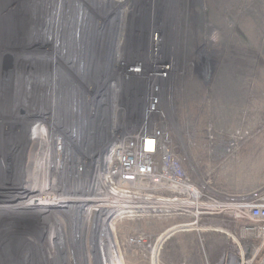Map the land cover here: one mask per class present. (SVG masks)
<instances>
[{
	"label": "rangeland",
	"instance_id": "obj_1",
	"mask_svg": "<svg viewBox=\"0 0 264 264\" xmlns=\"http://www.w3.org/2000/svg\"><path fill=\"white\" fill-rule=\"evenodd\" d=\"M137 6L148 37L161 42L171 28L177 64L166 83L140 82L139 97L117 70L125 52L100 46L132 28ZM34 11L42 21L32 29ZM70 24L82 45L93 34L90 52L84 45L81 55L65 56L73 48L65 41ZM0 27V105L11 102L6 111L17 112L21 129L0 178L1 264H112L111 253L118 264H237L243 248L260 243L249 220L228 213L173 236L162 233L187 218L144 215L99 231L62 201L80 196L77 156L101 153L112 136L120 142L139 134L152 112L151 124L165 132V147L193 184L224 204L264 202V0H0ZM50 51L63 59L44 67ZM163 53L150 61L168 63ZM56 139L62 149L55 155ZM49 193L61 201L30 199Z\"/></svg>",
	"mask_w": 264,
	"mask_h": 264
},
{
	"label": "built area",
	"instance_id": "obj_2",
	"mask_svg": "<svg viewBox=\"0 0 264 264\" xmlns=\"http://www.w3.org/2000/svg\"><path fill=\"white\" fill-rule=\"evenodd\" d=\"M155 133L156 135H163V141L158 144V140L156 142L155 138H152L154 140L153 150L148 151L145 148V144L141 142V139H143L141 132V136L136 140L128 138L125 141L113 142L105 146L103 151L96 156L97 160L92 159L87 163L88 165H85L87 167L86 187H92L94 192L98 190L103 193L106 191L104 188L109 190L111 184L118 188L120 183L122 185V182L124 185L135 184L137 186L141 184V179L147 183L142 184L144 188L149 187L155 191L148 193L146 191L131 190L132 188L128 189V192L140 199H147L148 196L145 195L150 194L149 196L154 198L151 201L152 204L146 203L150 200L142 203L127 204L119 200L121 203L118 204V208L107 209L105 206L102 212L104 205L95 203L94 207L91 208L95 217L91 225L93 230H105L113 226L117 219L130 218L137 214L142 216L157 214L161 217H176L181 220L182 218L200 219L224 215L226 208L230 204H224V199H219L214 192L204 191L193 184L180 169L177 158H174L170 153L172 151L165 147L166 134L159 129H155ZM156 143L157 147L154 146ZM157 151L164 154V156L158 155ZM142 164L143 166H141ZM140 171L144 172L141 173ZM86 190L84 189V191ZM163 202L169 204H157ZM237 205L239 207L233 211L235 217L249 220L251 225L247 229L260 241L257 246L251 249L243 248L240 251V258L237 264H253L256 260H258L259 264H264V202L236 203ZM140 207H142L141 211L137 209ZM229 209L231 212L232 208ZM98 211H101V213L96 215ZM143 211L144 213H141ZM185 222L187 221L178 223L175 226V230H180L185 225ZM174 232L168 230L164 234L172 235Z\"/></svg>",
	"mask_w": 264,
	"mask_h": 264
},
{
	"label": "bare ground",
	"instance_id": "obj_3",
	"mask_svg": "<svg viewBox=\"0 0 264 264\" xmlns=\"http://www.w3.org/2000/svg\"><path fill=\"white\" fill-rule=\"evenodd\" d=\"M38 13L36 14V11H34L35 16L34 15L33 16L35 18H33L32 29L34 27H36L37 25H39V22L42 21V19H41L38 22V17H39ZM144 13L145 12H143L141 6L137 8L136 22L132 25V28H130V27L126 28L125 35L123 34L125 36L124 38H122L123 35L120 34L121 36H119L116 40H114L115 42H112V40L110 42H108L106 40L107 42L105 41V45H104V42H100V46L101 45L104 46L103 47L104 50H106L108 48V46H110L111 43H113L112 49L114 48L116 54L119 53V51H118L119 49H121L123 52H125L124 53V56L126 57L125 60H124L125 62L122 63V64L119 63V65H117V67H118L117 70H123V72H125L124 73L125 75H123L124 77H123L122 81L123 82L126 81V86L129 88V91H131L132 93H134L135 89H138V91L136 92L138 97H139V94H140V96L143 94V91H142L143 89L139 88V83L140 82L147 81L148 79L153 77V79H151L150 82H149L150 84H149L148 88L151 87V86H154V85L156 86L155 81H157V80H159L161 83H166V82L169 81V79L166 80L165 74L168 75V74L172 73L175 70L176 66H177V64L175 62V57L172 55V49H171L172 46L171 47L169 46L170 42H171V30H170L171 28H169L168 35L166 34V36H163L161 38L162 39L161 42H159L158 38H156V37H151V38L148 37V34L146 33V28H145L144 22H142V20L140 19L141 16L144 15ZM22 14H23L22 17H24V18L21 17V19H23L24 21L21 22V26L19 28L20 29V33H19L20 36H24L25 35V33L23 32L24 31L23 27H24V23H25V16H24L23 12H22ZM210 24L206 25L207 29H209V25ZM72 27L73 26L70 24V33H66L65 41L69 40L70 41L69 43L73 44V48L71 47V50L68 49L69 51L65 53V56L66 57H68V56L76 57L77 54L81 55L82 54V48L81 47L84 46V45L88 46L87 47L88 50L86 51V53L90 52L91 51V47L90 46L92 45V41L93 40H89V41H87V40L89 38H91L93 34L89 35L88 36L89 38L87 37L85 39L83 45H82V44H80V41L76 37L77 36L76 33L72 32V29H74V27L73 28ZM162 28L163 27L161 26L160 30ZM0 29H1V27H0ZM68 31H69V29L67 28V32ZM49 36L51 38L52 37V33L49 34ZM52 38L55 40L54 41L55 43H57V42H58L57 44H59V42L61 43V41H58L55 37H52ZM24 42H26V40L23 41V43ZM7 43L9 44L8 46H10L11 48L15 46V41H13V40H11V41L9 40V42H7ZM34 43H37V42H34ZM114 43H115V45H114ZM206 43H208V42H206ZM61 44H59V45H61ZM158 44L161 46V48L157 47ZM143 50L150 51V53H151L150 59L147 60L146 58H143V56H142L143 55ZM62 52L64 53V51H62ZM163 52L168 57V63L164 62V61H157V62L150 61L151 59L154 60L158 56L159 53H163ZM57 54L61 55L62 53H56V51H50L48 53V55L45 58H43V60L41 61V62H44V60H46L47 63H44V67H45V65L48 67L51 64L52 57L56 56V58H58V57L62 58V57H60ZM135 55H136V57H135ZM141 58L143 60H140ZM38 61H40V60H38ZM221 62L223 63L222 68H224V60H222ZM221 62H220V64H221ZM58 63L61 65V67H64V66H62V64L60 62H58ZM144 69L146 70V72H145ZM149 72L152 73L151 76L142 77L144 75H147V73H149ZM146 78H148V79H146ZM153 82H154V85H152ZM150 90L153 91L152 88ZM146 96H147V94H146ZM132 97H135V95H133ZM133 100H134V98H133ZM6 101H8V102H6ZM15 102L17 103V101H15ZM10 104H11V102H9V100L2 99V102H1V105H0V159H1V162H0V178H2V176L7 175L9 173V165H6V163L7 164L9 163L10 153L12 151L11 139L14 136L17 137L19 135V133H20V130H21L20 128H18V123H15V121H14L15 120L14 118L17 117V114H16L17 112L16 113H12V114L9 115L7 113V111H6L10 107ZM155 104L156 103L153 101V99H151V101L149 102V105H151L152 108H154ZM18 106H20V104H18ZM155 108L157 109V107H155ZM153 112H154V110H153ZM151 115H152V112L149 113V120H144L143 129L141 131L142 132V138H143V139H141V142H143V144H145V148L148 151L153 148L154 140H152V138H155L156 142L158 140V144L161 141H163V135H156V133H155V129H158V127L154 126L153 124H151ZM160 131L162 133H165L163 130H160ZM140 133L135 135V136H132L131 139L132 140H136L137 138H139L141 136ZM112 137H113V139L109 140L106 143L107 145L112 144L113 142L117 143L119 141V139L116 138V135L112 136ZM127 139L128 138H125L123 141H125ZM55 141L57 142L58 139L54 140V144L52 146L53 150H54L53 152L56 155V152H59V150L62 149L60 147V146H62V141L61 142L59 141L57 144H56ZM154 146L157 147V143ZM18 147H20V146H18ZM13 148L15 149V143H13ZM7 151H8V153L6 154V157H5V152H7ZM170 153L172 154V156L174 158H176L172 152H170ZM98 154H100L98 152V150H93V151L90 150V151H86L84 154H81V155L77 156V158H78L77 160L79 161V163L77 162L78 163V167H75V169H77V171H74V172H76L77 174H78V172H80V175L82 176V180H80V184H79L80 185V191H81L80 192V196H77L76 198L67 197V198H65L66 201H64L65 199L63 198L64 200L62 202H65L66 204H68L69 207L77 208V210H78V212H77L78 214L77 215H79V216L81 215L82 218L85 217L88 220V222H90V223L94 222V218L95 217H94V214H93L91 208L94 207L95 203H101L102 205H104L102 207V210H101L102 212L104 211L103 208L105 206H106L107 209H112V208H115V207L118 208L119 207L118 204L121 203V201L119 202V200H122V202L125 203V204H127V203H142V202H146L147 200H150V201H148L146 203L147 204H152L151 201L154 198L149 196L150 194H146L145 195V196H148L147 199H140V198L136 197L135 195L131 194L130 192H128V189H131V188H132L131 190H136V191H144V192L146 191L148 193L155 192V191L152 190V188H149V187L144 188L143 187L144 185H142V183L138 184L135 187V184H132V185L128 186V185H124L123 182L121 181L122 185L120 183L118 188L114 187L111 184L109 190H107V188H104V189H106V191H104L103 193L99 192L98 190H96L94 192L92 187H86L87 186V181L85 179H86L87 173L85 171V168H86L85 165L88 162H90L92 159H96L97 158L96 156ZM157 154L160 155V156H164V154H161L158 151H157ZM58 160L59 159L57 158V161ZM71 160H72V162H74L73 161L74 159H71ZM72 162H71V164H72ZM141 166H143V164ZM144 166H146V165L144 164ZM140 172L143 173L144 171H140ZM160 172H162V170H160ZM84 189H87V190L84 191ZM57 195L56 194H52V193L51 194L49 193V194H47V196H44V197L43 196L41 197L39 195H34L36 197L32 196V197H30V199H31V201L36 202V203L37 202H43V200H46V201L50 202V201H52L53 198H54V200L56 198L58 201H61L60 198L63 195L62 194H57ZM72 195H74V194H72ZM157 204L158 205H161V204L162 205H166V204H169V203L163 202V203H160V204L157 203ZM237 207H239V206L230 204V205H228V208H226L225 212L226 213H230L229 215L233 216L234 218H237V217H235V214L233 213V211H235L237 209ZM229 208H232L231 212H230ZM137 209H140V211H141L142 207L137 208ZM101 211H98V213L96 215L100 214ZM225 212H224V214H226ZM141 213H144V211L141 212ZM147 215L152 216V217L162 218V219H168V218H165L163 216L161 217V216H159L157 214H147ZM141 216H142L141 214H137V215H134V217H130V218L141 217ZM214 217H217V215L216 216H212V217H210V216L209 217H204V218H200V219H196V218L187 219V222H185V225L182 226L181 230H183V229H191V228L199 225L201 223V220H203V219H211V218H214ZM130 218L127 217V218H120V219H130ZM174 218H176V217H174ZM180 222H183V221H180ZM191 225H193V226H191ZM1 248L2 247L0 246V249ZM22 249H24V248H22ZM30 250H32L30 252L33 255H35V251H34L35 249L32 248ZM110 251L111 250L109 249L108 250L109 254H110ZM111 254H112L111 258L113 259L112 264H118L119 261L117 260L115 254H113V253H111ZM26 255L28 257V254H26ZM33 258H34L33 259V261H34L36 258L34 256H33ZM5 260H6V257L4 256V253H0V261L5 262ZM34 262H36V261H34ZM18 264H22V263L18 262ZM34 264H37V263H34Z\"/></svg>",
	"mask_w": 264,
	"mask_h": 264
},
{
	"label": "flooded vegetation",
	"instance_id": "obj_4",
	"mask_svg": "<svg viewBox=\"0 0 264 264\" xmlns=\"http://www.w3.org/2000/svg\"><path fill=\"white\" fill-rule=\"evenodd\" d=\"M199 226H200V224L199 225H197V226H195V227H193V228H191V230L193 229V230H195V231H198V230H201V229H206V228H199ZM171 228H174L175 229V226L174 227H171ZM170 229V228H169ZM169 229H167V230H169ZM172 230V231H175L174 233H173V235L175 234V233H177V232H179V231H181V229L180 230ZM166 230V231H167ZM166 231H165V233H166ZM162 234H164V233H162ZM161 234V235H162ZM165 235V234H164ZM173 235H171V236H173ZM170 236V237H171ZM166 238V237H165ZM168 239V238H167ZM166 240V239H165Z\"/></svg>",
	"mask_w": 264,
	"mask_h": 264
}]
</instances>
